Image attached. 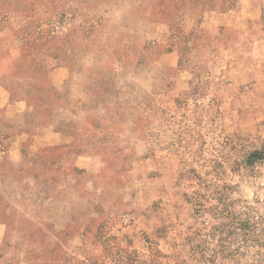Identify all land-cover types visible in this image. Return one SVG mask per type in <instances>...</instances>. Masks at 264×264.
<instances>
[{"label":"rangeland","instance_id":"374dc122","mask_svg":"<svg viewBox=\"0 0 264 264\" xmlns=\"http://www.w3.org/2000/svg\"><path fill=\"white\" fill-rule=\"evenodd\" d=\"M263 145L264 0H0V264H264L185 245L264 228Z\"/></svg>","mask_w":264,"mask_h":264},{"label":"trees","instance_id":"16d2710c","mask_svg":"<svg viewBox=\"0 0 264 264\" xmlns=\"http://www.w3.org/2000/svg\"><path fill=\"white\" fill-rule=\"evenodd\" d=\"M260 161H264V145L248 155L249 164H255ZM214 217L218 218V224L213 225L210 230H207L206 226H199L192 229L185 238V245L189 247L190 257L192 259L203 260L210 246L208 242L211 241L209 240L217 239V237L218 242L228 240V245H232L233 242H236L241 247L245 245L248 246L250 243L253 246L256 244L259 247H264V228L259 226L258 221L251 219V217H244L242 214L231 210L228 206L221 210L216 209ZM215 246H217V244ZM241 247L234 250L228 247V254L233 252V254L237 253L239 256V254H241ZM219 253H221V251L215 248L211 256V261L215 262V257ZM162 255L165 256L164 254ZM176 264L188 263L186 261H178ZM258 264H260V262Z\"/></svg>","mask_w":264,"mask_h":264},{"label":"crops","instance_id":"0c3cea01","mask_svg":"<svg viewBox=\"0 0 264 264\" xmlns=\"http://www.w3.org/2000/svg\"><path fill=\"white\" fill-rule=\"evenodd\" d=\"M0 153H6L5 151H3L2 150V148H0ZM81 156L80 155H78V156H76V159L77 158H80ZM0 173H1V171H0ZM2 174V173H1ZM17 179V178H16ZM2 181H4V177H2V179H0V182H2ZM4 202H2L1 200H0V236L2 235V237L4 236V235H6V233H5V231L7 230L8 231V228H9V221H11L12 220V217H11V215H9L8 213H6L4 210H5V208H4ZM47 207V212H48V217L50 216V211H53V210H55V209H59L60 208V203H55V204H53V205H50V204H48V205H46ZM47 217V218H48ZM49 218H51L52 219V217H49ZM52 220H54V219H52Z\"/></svg>","mask_w":264,"mask_h":264}]
</instances>
